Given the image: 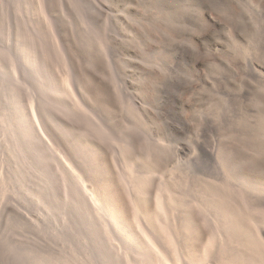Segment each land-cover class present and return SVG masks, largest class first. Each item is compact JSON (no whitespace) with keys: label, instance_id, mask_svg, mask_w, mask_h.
<instances>
[{"label":"rangeland","instance_id":"374dc122","mask_svg":"<svg viewBox=\"0 0 264 264\" xmlns=\"http://www.w3.org/2000/svg\"><path fill=\"white\" fill-rule=\"evenodd\" d=\"M22 1L0 0V234L3 233L0 264H6L7 255L11 254L12 260L17 262H12L9 256L10 264H37L39 256L43 255L51 260L58 258V261H63L64 255H73L81 264L92 249L93 236L98 235V222L93 219L90 228L86 220L68 206V200L60 193L61 180L55 163L51 162L55 170V196L40 197L45 192L38 184L42 186L44 180L37 171H30V166L24 168V171L27 169L25 175L28 174L26 185L16 178L8 182V187L2 182L4 174L20 169L19 162L10 154L12 136L9 130L2 129V118L12 111L27 112L29 89L26 84L33 80L24 58H20L17 39L27 37L31 32L27 28L32 26L33 29V24L40 27L38 30L46 42L50 39L44 18L38 14L34 2L30 9L27 0ZM53 2L74 37H82L89 26L100 29V35L105 36V50L95 41L93 54L97 57L99 75L110 86L116 84L113 87L120 89L124 98L117 94L119 105L113 122L128 131L138 144L142 140L155 142L165 176L176 177L186 166L216 168L223 154L221 150L236 151L244 163L264 165V149L259 155L253 154L255 149L259 152L258 146L264 143V125H261L264 124V0ZM12 63L24 65H21L23 68L17 65L23 76L18 69L12 71ZM50 70L56 83L57 68L52 65ZM18 78L24 79L25 84ZM16 80L20 106L5 93L12 90ZM127 104L134 106L142 116L136 118L129 113ZM155 134L160 136V141L153 140L157 137ZM255 141L258 146H253V150L250 147ZM28 151L19 155L31 162L35 154L29 151V155ZM210 175L222 179L215 172ZM156 181L153 179L152 186ZM182 189L187 193L186 202L196 199L189 184ZM260 195L252 198L264 205V195ZM45 199L52 205L48 206ZM115 243L110 244L113 247L108 246L109 251L115 249ZM54 260L51 263L57 264Z\"/></svg>","mask_w":264,"mask_h":264},{"label":"bare ground","instance_id":"6f19581e","mask_svg":"<svg viewBox=\"0 0 264 264\" xmlns=\"http://www.w3.org/2000/svg\"><path fill=\"white\" fill-rule=\"evenodd\" d=\"M27 1L28 6L34 2L44 18L50 39L46 42L35 24L33 29L27 28L31 31H27V37L17 39L20 58H24L33 80L30 84L26 81L27 112L13 108L15 112L2 116V129L9 130L12 136L10 154L20 168L2 176L4 186L8 187L14 178L26 185L28 174L24 168L30 166L28 169L37 171L44 180L42 186L38 184L45 192L40 197H52L56 192L55 170L59 172L60 193L68 200V206L90 228L93 219L98 222V235L94 234L92 249L81 264H264V205L252 198L264 195V165L244 163L236 151L221 150L216 168L186 166L176 177L165 176L155 142L154 145L142 140L138 144L128 131L113 122L122 92L98 73L93 43L96 41L103 50L107 44L100 29L89 26L82 37L76 38L59 17L53 0ZM17 65L12 71L18 69L21 75L24 65ZM52 65L59 76L56 83ZM20 78L19 82L25 84ZM18 80L9 90L12 92L5 93L20 106ZM128 106L129 113L136 118L142 116L134 106ZM156 136L153 140L160 141V136ZM255 145L257 142L250 148ZM261 146L253 154L259 155L264 149ZM24 150L33 152L35 159L30 162L23 155L22 158L19 154H24ZM211 172L222 179L211 177ZM153 179L157 181L152 186ZM186 184L196 197L194 201L186 202L187 193L182 189ZM45 201L52 205L50 200ZM115 241V249L109 251L108 246ZM12 255L5 257L9 264ZM47 257L39 256L37 264H53L54 259ZM63 257L64 262L57 258L55 263L76 264L79 259L73 255Z\"/></svg>","mask_w":264,"mask_h":264}]
</instances>
